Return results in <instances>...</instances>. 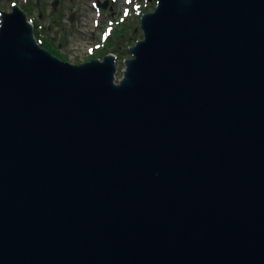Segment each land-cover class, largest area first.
<instances>
[{"label": "water", "instance_id": "obj_1", "mask_svg": "<svg viewBox=\"0 0 264 264\" xmlns=\"http://www.w3.org/2000/svg\"><path fill=\"white\" fill-rule=\"evenodd\" d=\"M156 2L120 79L0 12V264H264V0Z\"/></svg>", "mask_w": 264, "mask_h": 264}, {"label": "rangeland", "instance_id": "obj_2", "mask_svg": "<svg viewBox=\"0 0 264 264\" xmlns=\"http://www.w3.org/2000/svg\"><path fill=\"white\" fill-rule=\"evenodd\" d=\"M97 1L108 2V6L97 9ZM12 2L24 11L27 4L26 14L38 21L49 51L63 61L80 65L94 60L109 46L119 57V79L124 60L131 58L128 50L143 38L141 18L156 4L155 0H2L0 12L11 11Z\"/></svg>", "mask_w": 264, "mask_h": 264}, {"label": "trees", "instance_id": "obj_3", "mask_svg": "<svg viewBox=\"0 0 264 264\" xmlns=\"http://www.w3.org/2000/svg\"><path fill=\"white\" fill-rule=\"evenodd\" d=\"M1 1H2V0H0V4H1ZM23 7L25 8V12H27V10H29L27 4H24ZM29 16H30V15H29ZM33 22H34V25H35V33H36V37H37L39 43L41 44V46H42L43 48L50 50V49H49V48H50L49 45H47V44H49V43H48V40L45 38V36H43L42 30H41V28H40V26H39L38 21H37V20H33ZM128 51H129V50H128ZM109 53H110V51H109V46H108V50H104V51L101 52L100 54L95 55V56L93 57V59H95V58H103L105 55H107V54H109ZM119 53H120V52H119ZM119 53H118V54H119ZM121 53H122V52H121ZM121 53H120V55H122ZM53 54H55V53H53ZM122 57H124V55H122Z\"/></svg>", "mask_w": 264, "mask_h": 264}, {"label": "snow or ice", "instance_id": "obj_4", "mask_svg": "<svg viewBox=\"0 0 264 264\" xmlns=\"http://www.w3.org/2000/svg\"><path fill=\"white\" fill-rule=\"evenodd\" d=\"M127 15V13H125Z\"/></svg>", "mask_w": 264, "mask_h": 264}]
</instances>
